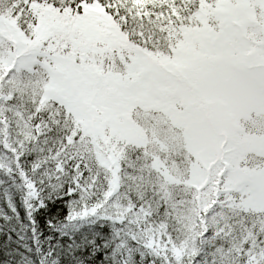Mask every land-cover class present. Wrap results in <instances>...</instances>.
I'll use <instances>...</instances> for the list:
<instances>
[{
    "label": "snow or ice",
    "instance_id": "obj_1",
    "mask_svg": "<svg viewBox=\"0 0 264 264\" xmlns=\"http://www.w3.org/2000/svg\"><path fill=\"white\" fill-rule=\"evenodd\" d=\"M0 176L52 264H264V0H0Z\"/></svg>",
    "mask_w": 264,
    "mask_h": 264
},
{
    "label": "trees",
    "instance_id": "obj_2",
    "mask_svg": "<svg viewBox=\"0 0 264 264\" xmlns=\"http://www.w3.org/2000/svg\"><path fill=\"white\" fill-rule=\"evenodd\" d=\"M24 199L19 181L0 176V264H52L68 239L63 217Z\"/></svg>",
    "mask_w": 264,
    "mask_h": 264
}]
</instances>
